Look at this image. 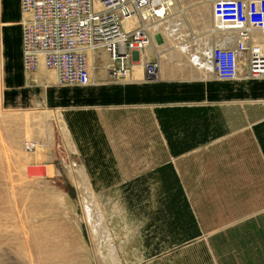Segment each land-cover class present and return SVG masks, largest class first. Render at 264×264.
<instances>
[{"label":"crops","instance_id":"obj_1","mask_svg":"<svg viewBox=\"0 0 264 264\" xmlns=\"http://www.w3.org/2000/svg\"><path fill=\"white\" fill-rule=\"evenodd\" d=\"M194 1L187 6L191 15L203 3ZM210 15L202 21H212V9ZM198 18L191 20L201 27ZM156 40V46H164ZM147 51L155 58L154 48ZM106 55L104 49L92 53L97 67L93 83L85 87L109 86L114 99L66 119L75 147L99 156L103 172L118 159L114 170L151 172L148 181L137 184L164 191L156 204L167 205V214L157 210L161 215L154 221L156 212L148 208L140 217L152 236L170 238L166 250L153 257L155 264H264V79L221 81L199 64L209 77L192 78L162 62L154 86L134 78L135 67L129 81L116 82L108 79L107 59L97 61ZM138 59L136 54L133 65ZM259 85L263 90L256 95L252 90ZM96 123L102 125L97 146L105 152H95L91 128Z\"/></svg>","mask_w":264,"mask_h":264},{"label":"rangeland","instance_id":"obj_2","mask_svg":"<svg viewBox=\"0 0 264 264\" xmlns=\"http://www.w3.org/2000/svg\"><path fill=\"white\" fill-rule=\"evenodd\" d=\"M201 2L200 12H194L191 19H210V2ZM21 9V0H0V264H155L153 257L166 250L170 238L152 236L140 217L148 208L156 212L154 221L161 215L157 210L167 214V205L156 204L157 194L165 195L164 191L137 184L141 179L148 181L151 172L114 170L118 159L109 164L111 170L103 172L99 156L89 157L88 149L75 147L66 119L70 113L114 99L112 90L106 85L61 84L56 71L43 65L27 69L22 56ZM156 37L164 45L157 48L165 51V67L175 74L187 70L192 78L209 77L197 64L191 68L183 52L171 50V39ZM108 57L97 61L102 64ZM143 70L142 65L135 69L133 77L146 79ZM47 76L48 82L44 81ZM262 90L259 85L252 91L257 95ZM95 113L99 123L100 111ZM81 117L86 121V113ZM97 123L91 128V138L95 152H105L97 146L102 133ZM134 160L130 158L131 164ZM33 164H48L55 172L52 176L28 174Z\"/></svg>","mask_w":264,"mask_h":264},{"label":"built area","instance_id":"obj_3","mask_svg":"<svg viewBox=\"0 0 264 264\" xmlns=\"http://www.w3.org/2000/svg\"><path fill=\"white\" fill-rule=\"evenodd\" d=\"M187 2L21 0L23 65L37 70L43 64L61 84L90 86L97 67L91 53L104 49L111 80L129 81L139 54L144 80L157 81L165 58L158 36L218 80L264 79V0H211L212 21L201 27L192 23ZM149 48L155 58L149 59Z\"/></svg>","mask_w":264,"mask_h":264},{"label":"bare ground","instance_id":"obj_4","mask_svg":"<svg viewBox=\"0 0 264 264\" xmlns=\"http://www.w3.org/2000/svg\"><path fill=\"white\" fill-rule=\"evenodd\" d=\"M208 1H210L211 2V0H208ZM206 2H207V0H206ZM127 26L128 27H132V26H134V21H131V22H128L127 23ZM156 43V42H155ZM95 54V53H94ZM41 65H43V64H41ZM135 66V69H138L141 65H139V64H134ZM135 72V71H134ZM136 73V72H135ZM39 74H41V73H39ZM38 74V78H39V81H40V78H41V76ZM133 77V76H132ZM43 78V77H42ZM45 80L44 81H50L49 80V78H48V76L46 77V78H44ZM47 79V80H46ZM42 80V79H41ZM57 81V80H56ZM46 174H48V175H53L54 174V169H53V167L52 166H50V165H48V164H46Z\"/></svg>","mask_w":264,"mask_h":264},{"label":"water","instance_id":"obj_5","mask_svg":"<svg viewBox=\"0 0 264 264\" xmlns=\"http://www.w3.org/2000/svg\"><path fill=\"white\" fill-rule=\"evenodd\" d=\"M46 164L41 165H30L28 167V174H45L46 173Z\"/></svg>","mask_w":264,"mask_h":264},{"label":"trees","instance_id":"obj_6","mask_svg":"<svg viewBox=\"0 0 264 264\" xmlns=\"http://www.w3.org/2000/svg\"><path fill=\"white\" fill-rule=\"evenodd\" d=\"M19 14H20V12H19ZM19 28V30H20V27H17V29ZM20 32H21V30H20ZM22 33V32H21ZM7 40H9V39H7ZM7 40H6V42H7ZM21 54V53H20Z\"/></svg>","mask_w":264,"mask_h":264}]
</instances>
